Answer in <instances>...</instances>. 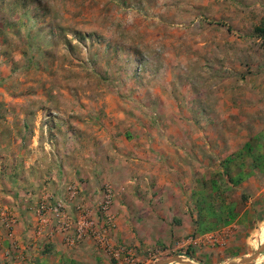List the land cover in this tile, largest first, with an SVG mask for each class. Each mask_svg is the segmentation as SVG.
Listing matches in <instances>:
<instances>
[{"label":"crops","instance_id":"0c3cea01","mask_svg":"<svg viewBox=\"0 0 264 264\" xmlns=\"http://www.w3.org/2000/svg\"><path fill=\"white\" fill-rule=\"evenodd\" d=\"M125 91L132 97L129 104L34 93L0 98V208L14 218L9 227L0 219V264H102L92 239L67 246L51 225L36 235L34 205L47 194L65 196L74 184L79 192L66 212L74 216L77 205L95 212L105 182L116 190L110 235L117 244L144 251L235 226L222 243L182 244L188 258L181 257L225 264L249 255L232 241L256 212H264V159L237 161L253 136L225 155H234L227 166L215 164L214 147L193 111L161 86L127 85ZM261 149L256 145L254 154H264ZM240 175L239 183L231 182ZM263 240L264 222L251 246Z\"/></svg>","mask_w":264,"mask_h":264},{"label":"rangeland","instance_id":"374dc122","mask_svg":"<svg viewBox=\"0 0 264 264\" xmlns=\"http://www.w3.org/2000/svg\"><path fill=\"white\" fill-rule=\"evenodd\" d=\"M263 14L264 0H0V98L34 93L129 104L127 85L161 86L198 116L215 164L251 136L264 152V42L252 35ZM262 222L264 212H256L233 238L235 248L251 254L264 242L251 246ZM157 248L159 258H188L164 245L135 250L138 263L153 264ZM100 251L102 264H115ZM262 255L246 264H264Z\"/></svg>","mask_w":264,"mask_h":264},{"label":"built area","instance_id":"2783aa9c","mask_svg":"<svg viewBox=\"0 0 264 264\" xmlns=\"http://www.w3.org/2000/svg\"><path fill=\"white\" fill-rule=\"evenodd\" d=\"M65 196L53 198L47 194L44 195L35 205L34 212L36 214L35 234L41 235L47 225L60 231L64 234V241L67 246H76L85 239H92L94 244L109 256L115 264H140L136 260L135 249L126 245L117 244L111 238V231L115 226L114 216L110 209L114 200L116 190L111 183L105 182L101 186V198L97 202L95 212H92L84 205L76 206V214L70 216L66 212V204L73 200L78 192V186L70 184L65 189ZM0 219L9 227L10 223L14 221L13 216L7 214L5 210L0 208ZM235 226L224 228L218 232L195 236L189 235L182 240L176 247L184 243H222L224 236H228ZM15 249L16 246L14 245ZM10 251L6 252L9 255ZM164 250L155 249L153 253H149L150 261L159 258ZM3 264H11L4 262Z\"/></svg>","mask_w":264,"mask_h":264},{"label":"trees","instance_id":"16d2710c","mask_svg":"<svg viewBox=\"0 0 264 264\" xmlns=\"http://www.w3.org/2000/svg\"><path fill=\"white\" fill-rule=\"evenodd\" d=\"M227 28L229 29V26H227ZM252 35L254 36V38L260 40L261 42H264V14L260 17L258 23H256L252 27ZM75 37L80 43H83L85 40L84 36L81 35L79 32H75ZM251 140L252 139H249L243 144L242 149L238 151V155L246 154L251 156L252 164H255V162L257 163V161L264 159V154L261 153H257L256 155L254 154L255 153L254 149L257 144L253 143ZM233 159H234V155H230L227 156L222 162L228 163L233 161ZM224 172L228 174V171L226 169H224ZM243 177H244L243 175L237 176L234 181L232 177H230V179H232L231 182L233 183H239L243 179Z\"/></svg>","mask_w":264,"mask_h":264},{"label":"water","instance_id":"95a60500","mask_svg":"<svg viewBox=\"0 0 264 264\" xmlns=\"http://www.w3.org/2000/svg\"><path fill=\"white\" fill-rule=\"evenodd\" d=\"M264 251V242L260 243V245L249 255L243 256L238 259H232L227 261L225 264H246L253 260H255L262 252ZM180 263V264H197L192 260L184 259L181 255L175 254L166 258H159L153 262V264H168V263Z\"/></svg>","mask_w":264,"mask_h":264}]
</instances>
